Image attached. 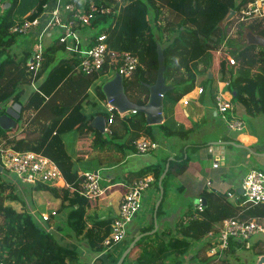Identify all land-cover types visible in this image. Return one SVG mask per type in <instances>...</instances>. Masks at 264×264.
I'll list each match as a JSON object with an SVG mask.
<instances>
[{
    "label": "trees",
    "instance_id": "1",
    "mask_svg": "<svg viewBox=\"0 0 264 264\" xmlns=\"http://www.w3.org/2000/svg\"><path fill=\"white\" fill-rule=\"evenodd\" d=\"M79 1L82 5L78 6V11L81 13H89L92 5L99 8L104 6V0ZM123 1L117 16L96 13L91 20L89 27L97 31L94 39L101 34H106L108 42L106 64L99 73L93 75L82 73L78 58L71 60L70 66L64 68V63L67 61L64 57L56 61L55 59L46 60L44 57L42 67L36 75L33 76V73H30L28 76L29 74L26 73L28 58L15 61V52L12 51V47L23 36L10 32L11 28L23 22L22 17L27 12V4L11 0V7L4 15H0V59L3 56L7 57L0 65V103L9 99L17 90L19 93L14 98V102L21 100L24 93L22 83L34 81L37 84L36 91H38L35 93L50 96L45 107H53L56 113V117L36 142L28 143L24 140L10 138V131L0 129V143L15 150L41 153L56 163L67 186L66 189H62L64 198L59 209V211L66 210L65 222L64 226H58V231L70 240L86 242L88 249L97 256L104 251L102 243L112 231L113 218L111 216L104 218L87 216L90 200L80 194L81 176L79 173L94 171L97 166L117 167L122 164L128 153L127 147L123 145L122 136L113 131L100 133L92 127L95 117L102 115L108 120L110 113L104 109L103 111L96 110L98 105L93 103L91 106L94 112L84 114L81 97L89 87L94 86L96 97L106 102L102 86L116 73V63L111 62L112 54L122 55L124 52H131L139 58L140 65L131 75L134 80L129 90L138 87L142 97H136V92L134 94L136 89L129 92L125 88V91L131 101L140 105L145 104L149 94L147 84H152L156 80L158 70L156 49L158 44L161 45L166 65L165 83L171 87L163 99L164 122L150 126L146 123L142 113L130 114L129 118L125 116L120 121L126 127L127 144L129 145L141 137L150 138L163 146L162 139L181 140L182 144L177 155L165 154L159 163L132 174L138 179L152 175L154 177L153 187L160 197L159 180L165 173L166 164H169L161 184L164 193L157 210V219H159L163 213V202L172 180L187 171L193 152L208 145L189 141L195 129L183 125L182 120L185 118L178 112L179 102L195 89L200 67L204 72L213 68L216 51L224 43L228 34L226 28L222 29L217 24L220 19L219 13L211 12L212 0ZM249 1L241 0L237 6L232 5L231 8L237 11ZM47 2L48 0H36L33 5L35 11L27 19L33 20L38 17L43 11V5ZM245 23L240 24L239 27L242 28L245 24L250 33L264 38V18ZM79 27L77 21L75 28ZM205 30L208 31L206 34H204ZM210 38L215 40L213 50H208V45L203 44ZM198 39L202 41V46L207 50L199 59H196L194 47ZM64 50V44H59V39H57L53 46L44 50V53L63 52ZM234 61L235 65H231L230 70L232 79L226 87L232 104L227 115L249 121L264 115V47L254 43L243 45V48L234 55ZM111 73L114 74L110 76ZM102 78L104 79L101 80ZM98 81L100 83L97 84ZM206 82L205 89H209L210 98L216 104L217 90L210 89V86L208 88V84L212 82L208 76ZM124 83H126V78H124ZM57 101L59 103H56ZM29 107L30 105L25 106V110ZM132 118L140 121V126H135ZM84 132H91L93 135L91 149L87 159L77 166L65 147L63 136ZM227 147L230 150H247L251 154L264 151L259 150L257 146L237 148L230 143ZM119 180L120 178L116 177L110 184L117 183ZM69 189H72L74 193L73 198L68 199ZM7 190L11 192L5 195ZM37 190H46L55 196L58 195L57 188L47 185H38ZM236 194L239 203H243L245 198L238 194V191ZM195 197L205 200L201 202L203 210L197 217L186 223H183L181 219L173 230L168 229L164 232L159 230L153 232L155 228L154 205L151 223L141 229L139 236L134 237L124 247L125 253L131 243L135 242L123 261L137 248L142 247L135 258L137 264H181V259L190 254L194 244L204 243L206 236L216 230V223L220 222L224 215V202L227 196L205 186ZM16 199L13 187L2 180L0 173V259L3 262L9 264H88L82 260L81 250L62 244L54 233L42 228L31 214L18 212L3 203L5 200L14 201ZM65 201H68V204H65ZM193 210H189L186 215L193 214ZM252 210L255 218L262 222L264 204L253 205ZM161 235L168 237L167 240L161 239ZM205 241L206 252H208L213 244L209 240ZM237 249H239L237 246L230 247L219 264H223L227 256L234 255ZM200 252L201 248L197 249L194 255L192 254L191 261L197 260L199 264H206L208 258H200ZM255 255L262 257L255 264H264V242Z\"/></svg>",
    "mask_w": 264,
    "mask_h": 264
},
{
    "label": "crops",
    "instance_id": "2",
    "mask_svg": "<svg viewBox=\"0 0 264 264\" xmlns=\"http://www.w3.org/2000/svg\"><path fill=\"white\" fill-rule=\"evenodd\" d=\"M71 1L76 3L77 6L82 5L79 0ZM212 1L213 7L211 8V12L213 11L219 13L220 19L217 24L222 29L226 28L225 30H227L228 34L224 43L216 51V55L213 61V68H209L211 70V76L208 74V70L204 72L202 70V67H200V73L196 78L195 89L181 99L178 108L179 114H182L185 118L184 120H182L183 125H185L186 127H193L195 129V133L190 135L189 141L196 144L207 143L208 145L191 154L192 156L188 169L183 174L188 182H186V180H180L177 186L172 183L174 186L172 185V187H170L169 189L170 191L173 187H175L177 191L184 192L187 186L193 185L194 187L196 186L198 190L195 188L194 192L196 193L191 195V204L190 201H188L185 203L186 207L182 205L175 210L171 209V214L166 212H163L161 214L158 219L157 227V230H159L160 232L167 231L168 229L173 230L175 225L180 223L181 219L189 212V210L194 209L196 205L194 203V199H196L195 195L198 194L205 186L210 190L211 188L214 189L217 193L223 194V196H227V199L224 202L223 219L220 222L216 223L217 231L218 227L228 219L242 221L256 219L250 205L239 203L238 198H229L228 193L234 194L236 193V191H238L239 188H241L243 179L249 171L255 169L257 170L259 166H264V151L260 152L259 154L254 153V155L249 151L243 149L230 150L227 145L231 140H225L221 137V130L222 128H224L225 122L222 118H220L218 114L217 124L219 125V127L211 137H201L197 130V126L208 124V119H211L213 117V114L216 112L217 108V103L214 104L212 99L210 98L211 94L208 91L209 89H205V86H207V76L210 80H212V82L208 84V88L210 86V89L217 90V95L221 94L226 99H230V93L226 90V87L232 79V75L230 72L231 64L229 63V58H232L234 60V55L243 48V45L252 43L250 41V37L254 34L249 32L248 28L245 25L247 23H245L242 28L237 27L236 25L231 26V24L229 23L232 21V18L238 20V11H240L242 7L246 6L248 3L254 0H250L246 5L241 6V8L237 11L235 9H232L231 6H237L241 2V0ZM18 2L27 4V12L23 15L22 20L27 19V17L35 11L33 5L36 0H18ZM123 2V0H104V6L102 7L110 11V13L105 15L114 14L115 16H117L121 6L123 5ZM47 3H49L50 7H53L51 0H48ZM5 4H9V7L4 9L2 7ZM10 7L11 0H1L0 15H4ZM230 11H233L235 13L234 15H231V17H233L229 21H226V18L228 17ZM96 32V30H93L89 26H80L78 29H76V36L80 42L79 52H67L66 49L63 51L64 53H69L68 58L64 57V59L67 60L64 63V68L70 66V64L72 63L71 60H74V58H78L80 61V53L90 45L92 40H94ZM207 32L208 31L205 30L204 34H206ZM61 35L62 33L60 29H50V31H48L47 34L42 37L41 44L43 45L44 50L48 47L53 46L54 42H56L57 39H59V44H62L60 42ZM39 36V30H34L27 36L22 37L24 41L19 42L12 47V51L15 52L16 56L15 61L19 60L20 58L24 59L27 57L28 63L30 62L35 45L37 44V42H39ZM214 43L215 40L211 38L208 40V42H203V44L208 45V50H213ZM206 50L207 49L202 46V41L198 39L194 47L195 58L199 59L206 52ZM44 57L46 60L55 59L56 61L58 59L57 52L54 51L44 53ZM26 73L30 74L27 71ZM1 76H3V73H1ZM28 82L25 81L22 83V85L29 84L33 87H31L28 93L26 91V88H24V93L21 96V100L23 102L21 118L18 121L17 126L13 130H10L9 137L16 140H24L28 143H34L43 135L46 127L50 125L53 119L56 117V113L53 107H45L47 106L50 96L36 94L35 92H38L36 91L37 84H35L34 81L31 83ZM98 83H100V81H98L97 84ZM93 88L94 86L89 87L83 97H81L82 103L87 102L86 105L82 104L83 113L86 115L94 112L93 109L91 111L86 110L89 109L87 108L89 104L97 103L98 105V102H96L98 98L96 97ZM200 88L204 90V96L203 93H199ZM90 92H93V101H87ZM136 95V97H142L141 94ZM56 103H59V101H57ZM105 104L106 102H103V105ZM27 105H30V107L25 110V106ZM64 114L66 115L67 113ZM229 117L236 118L234 116ZM240 120L244 122L245 128L243 129L244 132L237 138L236 144L238 146L236 147L240 148L241 146H243L247 148L249 146H257L259 150H264V115L252 118L249 121H244L243 119ZM125 128L126 127L120 121H115L113 126L107 130V132L113 131L124 138L123 145L125 144V146L127 147L126 150L128 156L124 159L122 165L119 166L118 170L116 169V166L111 168L105 167L107 170L106 179L110 181L108 184H110L111 181L114 180V178H119L118 176L121 175L120 180L117 183L110 184L111 186H109L105 190L104 195L97 198V202H92V200H90V206L87 209L88 217L91 216L104 218L106 216H111L114 219L121 202L122 193L124 191L123 185L131 183L132 181L138 179L133 176L135 173L140 172L150 165L159 163V161L164 157L165 154H171L172 156H175L179 153V148L182 144L181 140L162 139V141L164 142V147L169 153L165 151L154 152L156 154H153L154 157H152V161L148 162V164L146 165H141V163L138 161H132L134 158H137L135 157L132 147L134 142H132L130 145L127 144V132ZM63 138L65 147L69 155L71 156L72 161L80 165L81 162L87 159V156L91 149L93 135L91 134V132H84L80 134H66L63 136ZM223 142H227V144L225 145V150L217 148V146L222 145ZM214 162H218L219 166L217 168L213 167ZM0 173L2 180L9 183L13 187V190L18 194L16 195V193H14L15 196H17L16 200H8L10 201L9 203L5 201L6 203H4V205L11 206L18 212H26L28 214H31L35 218L36 222L45 230H47V227L49 225L53 226L54 230H52L51 233H54L62 244L70 246L74 249L81 250V258L88 264H117V262L121 259V255L116 256V250L120 246L125 247L134 237L137 238V236H139L140 234L141 229L149 225L147 218L149 214L152 215V209L155 203L158 201V199L154 201V194L156 193V191H154V187H152L151 190H149L144 195L142 209L140 210V214L136 217V219L129 227V235L127 239L121 244L117 245L111 251L104 254L101 253L99 256H97L93 252L88 250V245L86 242H80L82 244L79 246L78 240H70L58 231V226L64 224L66 216V210L59 211L64 198L62 189H66L67 187L65 182L64 185L62 182L61 188H58L57 196L46 190H37V187L33 188L24 183L25 185L30 187L29 191L31 193H28V191L22 187H14L11 182L3 177L2 172ZM81 173L83 172H80L79 174ZM176 178H181V176H178ZM41 191H46L48 192V194L40 195ZM73 193L74 191L72 189H69L68 199L73 198ZM65 204H68V201H65ZM52 211H55L57 215L54 216V219L50 222V224L43 222L41 219V215L48 214ZM167 211L169 212V210ZM262 223L264 224V220L262 221ZM206 239L207 238H205V240ZM252 245L253 249V247H255V245L257 244ZM258 248H260V246H258ZM141 250L142 247L137 248L133 252V256L130 258L131 262L126 263L125 260L122 262V264H135V258Z\"/></svg>",
    "mask_w": 264,
    "mask_h": 264
},
{
    "label": "built area",
    "instance_id": "3",
    "mask_svg": "<svg viewBox=\"0 0 264 264\" xmlns=\"http://www.w3.org/2000/svg\"><path fill=\"white\" fill-rule=\"evenodd\" d=\"M53 7L49 3L43 5L42 13L33 20L24 19L22 23L11 28L10 32L20 36H27L32 31L40 32L39 42L35 45L33 55L28 63L27 72L33 73V76L41 69L44 62V47L41 44L42 37L47 34L50 29H60L62 35L60 42L64 44L67 52H79V40L76 36V26L88 27L96 13L108 14L110 11L102 6L96 7L92 5L90 12L81 13L78 6L71 0H51ZM72 15V16H71ZM264 18V0H254L242 7L238 11V20L249 22L255 19ZM108 51L107 35L101 34L91 41L90 45L80 53L79 67L82 73L93 75L99 73L106 64V54ZM111 62L116 63V72L123 78L130 77L137 67L140 65L139 58L131 52H124L122 55L118 53L112 54ZM229 63L235 65V61L229 58ZM203 90L200 88L199 93ZM181 102V101H180ZM216 112L223 121L233 131H241L245 128V124L238 118L229 117L227 112L231 110L232 104L230 99H226L221 94L216 98ZM106 110L110 113V117L106 120V130L110 129L118 116L124 118L126 115L120 114L116 109L105 104ZM131 147V146H130ZM133 152L135 155L143 156L154 153L156 151L167 152L166 148L158 142L141 137L133 143ZM0 165L3 171H8L21 180L23 183L35 188L38 185H47L53 188H61L64 179L62 173L56 163L41 153L34 151H20L9 147H5L0 143ZM218 162H214L213 167L217 168ZM97 172V173H96ZM83 172L80 174V194L88 200H94L104 195L106 187L101 182L109 183L110 181L103 178L99 171ZM154 177L147 175L143 178L136 179L131 183L123 185V193L121 202L116 216L112 222L111 233L103 240L104 251L102 254L111 251L117 245L124 242L129 235V227L138 216L143 205L145 193L153 187ZM241 188L242 196L245 198L244 204L251 207L257 204H264V171L251 170L243 179ZM228 197L238 198L236 193H228ZM202 200L194 207L193 214L185 215L182 222L186 223L190 219L197 217L199 212L203 210ZM57 213L52 211L48 214H42L43 222L50 224ZM54 227L49 225L47 231L51 232ZM260 234H264V224L257 219L254 220H235L228 219L219 227L206 236L213 246L208 250V257L222 258L226 251L232 246L238 248L251 249V240ZM0 264L5 263L0 259ZM16 264V263H10Z\"/></svg>",
    "mask_w": 264,
    "mask_h": 264
},
{
    "label": "water",
    "instance_id": "4",
    "mask_svg": "<svg viewBox=\"0 0 264 264\" xmlns=\"http://www.w3.org/2000/svg\"><path fill=\"white\" fill-rule=\"evenodd\" d=\"M84 1V0H83ZM9 4H5L2 8H8ZM235 12L230 11L226 21H229L234 15ZM250 41L258 46L264 47V38L260 36L251 35ZM157 60H158V70L156 80L152 84H147L148 87V100L145 104L140 105L133 101H131L125 91L124 78L116 72L114 76L107 81L102 86V91L105 96L106 102L116 109L120 114H128V113H142L145 117L146 123L150 126L162 124L165 120L164 118V103L163 99L168 91H170L171 87H169L165 83V58L163 49L160 44L157 45ZM6 59V56H3L0 59L1 63ZM208 74L211 76V70L208 69ZM19 93L17 90L9 99L0 103V129L3 131L13 130L18 121L21 118L22 112V100L14 102V98ZM92 127L100 133L107 132L106 130V118L102 115L95 117L92 122ZM219 125L217 124V112L213 114L211 119H208V124L197 126V130L201 137L209 138L213 135V133L218 129ZM244 130L241 131H233L231 128L225 123L224 128L221 130V137L223 139L231 140L229 143L233 146H238L236 144L237 138L240 134H242ZM221 143V142H220ZM227 142H223L222 145H218L217 148L225 150V145ZM169 164L167 163L165 166V173L161 176L159 180L160 186V197L155 204L154 208V224L155 228L153 232L157 231L158 227V219H157V210L161 204L164 190L162 188V179L166 172L168 171ZM3 171L2 166L0 165V172ZM96 172V171H95ZM97 173V172H96ZM243 189H238V194H242ZM202 199H194V203L197 204ZM205 202V200H202ZM135 242H132L127 251L123 254V257L117 262V264H122L124 257L129 253V251L133 248Z\"/></svg>",
    "mask_w": 264,
    "mask_h": 264
},
{
    "label": "rangeland",
    "instance_id": "5",
    "mask_svg": "<svg viewBox=\"0 0 264 264\" xmlns=\"http://www.w3.org/2000/svg\"><path fill=\"white\" fill-rule=\"evenodd\" d=\"M242 23H245V22H242V21H239V20H237V19H234V18H232V21L229 23V24H231V26H233V25H236L237 27H239V25L240 24H242ZM230 26V25H229ZM22 41H24L23 40V38L21 37L20 39H19V41H18V43L19 42H22ZM57 57L58 58H62V57H66V58H68L69 57V53H64V52H61V51H59V52H57ZM28 74V73H27ZM114 73H111V74H109L110 76H112ZM29 76H30V74H29ZM104 78H102L101 80H103ZM134 80V78H133V76H130V77H128V78H126V83H124L125 84V88L126 89H128V91L130 92V91H133L134 89H136L135 91H134V94H135V92H136V94H140V92L138 91L139 89H138V87H136V88H134V89H132V90H129V87H130V85L132 84V81ZM36 84V83H35ZM31 87H33L32 85H29V84H24L23 85V88H26V91H27V93L29 92V90L31 89ZM89 98H87V101L89 100V101H93V99H94V97H93V92H90L89 93V96H88ZM96 102H98V106L96 107V110H102L103 111V109L104 110H106V107H105V105H103V102L104 101H100L99 99H97V101ZM83 105H86L87 104V102L86 103H82ZM87 108H89V109H86V110H88V111H91L92 110V106H91V104H89L88 106H87ZM28 116V115H27ZM127 116V118H129V116L130 115H126ZM133 119V121L135 122L134 124H135V126H140L139 124H140V121H137V120H135V118H132ZM28 120V119H27ZM122 120V117L121 116H118L117 118H116V121H121ZM123 124V123H122ZM127 124V123H126ZM113 125H111L110 126V128L112 127ZM138 128H140V127H138ZM70 135V134H69ZM1 144H4V143H1ZM153 154H156V153H151V154H148V155H143V156H139V155H135V157H137V158H134L132 161H138V162H140L141 163V165H146V164H148V162H151L152 161V157H154L153 156ZM75 165H77V166H79L77 163H75ZM122 165V164H121ZM120 166V165H119ZM119 166H117V170L119 169ZM259 167H261V168H263L264 169V166H259ZM257 170H261V171H264V170H262V169H260V168H257ZM94 171H99V173H100V175L103 177V178H107V174H106V168L105 167H96L95 168V170ZM2 175H3V177L5 178V179H7L9 182H11L13 185H14V187H22V188H24V189H26L27 191H28V193H31L30 191H29V188L30 187H28L27 185H25L24 183H22L17 177H16V175H14V174H12V173H10V172H8V171H2ZM121 176V175H120ZM120 176H118L119 178H120ZM122 178V177H121ZM180 180L181 181H185L186 179H185V177H184V175L183 176H181V178H174L173 180H172V183L175 185V186H177L178 185V183L180 182ZM186 182H188L187 180H186ZM107 184L108 183H106V182H101V185L103 186V187H106L107 186ZM173 184H170L171 185V187H172V185ZM173 185V186H174ZM195 188L198 190V188L195 186H193V185H190V186H187V188L185 189V191L183 192H179V191H177L176 189H175V187H173L170 191H169V189H168V191H167V194H166V197H165V199H164V202H163V212H166V213H172V211H171V209H177V208H179L180 206H184V207H186V202H188V201H190V204H191V202H192V196L191 195H193L194 193H196V192H194V190H195ZM149 190H151V189H149ZM154 191H156V189L154 188ZM11 191L10 190H7L6 191V193H5V195L6 194H9ZM14 193H16V195H18L17 194V192H15L14 191ZM40 193V192H39ZM43 194H45V195H47L48 194V192H46V191H41V193H40V195H43ZM39 196V195H38ZM159 198V195H158V193L156 192L155 194H154V201H156L157 199ZM97 200L98 199H94V200H92V202H94V201H96L97 202ZM7 203H9L10 201H8V200H5ZM3 202V203H6V202ZM168 208V209H167ZM167 210H169V212L167 211ZM151 213V212H150ZM139 214H140V212H139ZM138 214V215H139ZM147 220H148V223L150 224L151 223V220H152V217H151V214H149V216H148V218H147ZM0 222H1V217H0ZM149 233H152V232H149ZM161 239H163V240H167V238L168 237H164V236H162L161 235ZM73 240H76V239H73ZM79 241V246L82 244V243H80V242H84V241H80V240H78ZM263 242H264V235H259V236H255L252 240H251V243L252 244H259V245H255V247H253V249L251 248V249H243V248H239V249H237V251L235 252V254L234 255H230V256H227V259H226V261L224 260V263L223 264H255V263H257L258 262V260L259 259H261L262 257H258V256H256L255 254H256V251L258 250V246H261L262 244H263ZM203 245V246H202ZM199 248H201V252L199 253V256H200V258H208L207 259V261H206V264H210V263H213V264H219L220 262H221V260H223V258H224V255L222 256V258H217V257H208V255H207V252H206V248H207V245H206V241L204 240V243H199V244H194V247H193V249H192V251L190 252V254L189 255H187V257H183L182 259H181V264H199V262L197 261V260H194V261H191V258H192V254L194 255V253H195V251L197 250V249H199ZM89 250V249H88ZM90 251V250H89ZM122 254H124V247L123 246H120L117 250H116V253H115V255L116 256H119V255H121L122 256ZM132 254H134V253H132ZM129 255L128 257H127V259H126V263H128V262H131V257L133 256V255ZM106 257V256H105ZM135 264H137V262H134ZM169 264V263H168Z\"/></svg>",
    "mask_w": 264,
    "mask_h": 264
},
{
    "label": "bare ground",
    "instance_id": "6",
    "mask_svg": "<svg viewBox=\"0 0 264 264\" xmlns=\"http://www.w3.org/2000/svg\"><path fill=\"white\" fill-rule=\"evenodd\" d=\"M227 254V253H226Z\"/></svg>",
    "mask_w": 264,
    "mask_h": 264
}]
</instances>
